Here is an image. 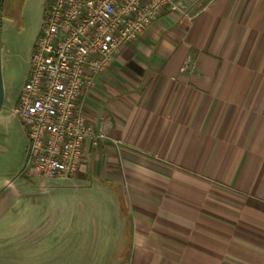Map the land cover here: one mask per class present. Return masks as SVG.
<instances>
[{
	"label": "crops",
	"instance_id": "crops-1",
	"mask_svg": "<svg viewBox=\"0 0 264 264\" xmlns=\"http://www.w3.org/2000/svg\"><path fill=\"white\" fill-rule=\"evenodd\" d=\"M182 1L84 98L74 188L114 204L113 264H264V0Z\"/></svg>",
	"mask_w": 264,
	"mask_h": 264
},
{
	"label": "built area",
	"instance_id": "built-area-1",
	"mask_svg": "<svg viewBox=\"0 0 264 264\" xmlns=\"http://www.w3.org/2000/svg\"><path fill=\"white\" fill-rule=\"evenodd\" d=\"M189 15L182 0H50L13 108L28 138L25 171L76 185L87 141H105L83 100L123 48L160 17Z\"/></svg>",
	"mask_w": 264,
	"mask_h": 264
},
{
	"label": "rangeland",
	"instance_id": "rangeland-1",
	"mask_svg": "<svg viewBox=\"0 0 264 264\" xmlns=\"http://www.w3.org/2000/svg\"><path fill=\"white\" fill-rule=\"evenodd\" d=\"M49 1L23 0L14 19L1 20L0 264H113L114 204L101 193L83 196L75 189L78 181L56 179L43 188L41 178L25 171L28 138L13 108ZM102 222L110 229L103 230Z\"/></svg>",
	"mask_w": 264,
	"mask_h": 264
},
{
	"label": "trees",
	"instance_id": "trees-1",
	"mask_svg": "<svg viewBox=\"0 0 264 264\" xmlns=\"http://www.w3.org/2000/svg\"><path fill=\"white\" fill-rule=\"evenodd\" d=\"M22 1L23 0H2L1 17L14 19V17L18 15ZM120 203H121V197H120ZM121 206H122V209L124 210L122 203H121Z\"/></svg>",
	"mask_w": 264,
	"mask_h": 264
},
{
	"label": "water",
	"instance_id": "water-1",
	"mask_svg": "<svg viewBox=\"0 0 264 264\" xmlns=\"http://www.w3.org/2000/svg\"><path fill=\"white\" fill-rule=\"evenodd\" d=\"M1 5L2 0H0V112L2 111L5 103L6 98V89L5 83L3 78V71H2V51H1Z\"/></svg>",
	"mask_w": 264,
	"mask_h": 264
}]
</instances>
